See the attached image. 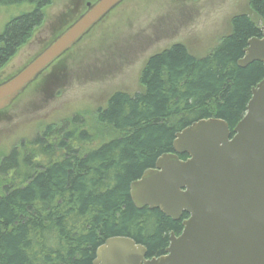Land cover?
<instances>
[{
  "label": "trees",
  "instance_id": "trees-1",
  "mask_svg": "<svg viewBox=\"0 0 264 264\" xmlns=\"http://www.w3.org/2000/svg\"><path fill=\"white\" fill-rule=\"evenodd\" d=\"M19 1L35 8L0 34V61L28 41L50 3ZM249 6L252 13L234 15L230 33L207 55L178 42L149 56L141 90L117 91L93 113L100 132L109 135L96 148L86 145L101 136L97 126L77 115L47 126L2 160L7 185L0 193V264H92L96 249L115 236L143 244L148 257L165 253L188 214L176 221L160 209L137 208L130 184L173 152L175 134L191 123L214 117L233 130L244 117L253 87L264 78L262 62L238 64L264 26V0H249Z\"/></svg>",
  "mask_w": 264,
  "mask_h": 264
},
{
  "label": "water",
  "instance_id": "water-1",
  "mask_svg": "<svg viewBox=\"0 0 264 264\" xmlns=\"http://www.w3.org/2000/svg\"><path fill=\"white\" fill-rule=\"evenodd\" d=\"M125 0H97L33 60L0 83V111L9 108L56 60L74 48ZM262 36L248 41L239 66L264 64ZM186 155L185 159L181 156ZM134 205L183 219L160 256L127 236L106 239L92 264H264V78L231 130L200 119L175 134L173 152L130 185Z\"/></svg>",
  "mask_w": 264,
  "mask_h": 264
},
{
  "label": "rangeland",
  "instance_id": "rangeland-1",
  "mask_svg": "<svg viewBox=\"0 0 264 264\" xmlns=\"http://www.w3.org/2000/svg\"><path fill=\"white\" fill-rule=\"evenodd\" d=\"M49 1L42 24L18 49L1 80L44 49L92 0ZM34 8L35 3L27 1L0 2V34L8 22ZM239 13H252L249 0H126L63 56L48 90L30 88L0 117V164L15 148L32 144L47 126H60L77 115L97 126L93 130L101 136L86 145L96 148L109 135L100 132L93 113L117 91L141 90L149 56L178 42L205 56L230 33L231 19ZM5 185L0 177V193Z\"/></svg>",
  "mask_w": 264,
  "mask_h": 264
},
{
  "label": "flooded vegetation",
  "instance_id": "flooded-vegetation-1",
  "mask_svg": "<svg viewBox=\"0 0 264 264\" xmlns=\"http://www.w3.org/2000/svg\"><path fill=\"white\" fill-rule=\"evenodd\" d=\"M92 3H94V1L92 0V1H87L86 2V5H84V9L86 10L87 8H88V6H89V4H92ZM123 4V3H122ZM122 4H120V5H122ZM119 5V6H120ZM118 6V7H119ZM117 8V7H116ZM115 8V9H116ZM114 9V10H115ZM113 10V11H114ZM104 21V20H103ZM100 24V23H99ZM98 24V25H99ZM97 27V26H96ZM95 27V28H96ZM94 28V29H95ZM93 31V30H92ZM62 33V32H61ZM60 33V34H61ZM60 34H58V35H60ZM57 35V36H58ZM55 38V37H54ZM46 47V46H45ZM44 47V48H45ZM43 50V49H42ZM42 50L40 51V52H42ZM39 52V53H40ZM38 53V54H39ZM69 53V52H68ZM16 54V53H15ZM15 54H13V55H11L9 58L7 57V58H5V59H3V60H1L0 61V77H2V74L4 75V70H5V68L6 67H8V65H10V62L12 61V59H13V57H15ZM37 54V55H38ZM37 55H35V56H33L27 63H25L24 65H22L21 66V68L20 69H18L14 74H12V75H10V76H8V77H6V78H2V80L0 81V83L1 82H3V81H5V80H7L8 78H10V77H12L13 75H15L17 72H19L22 68H24L31 60H33ZM62 58H63V56L61 57V58H59L58 60H56L47 70H45L42 74H40V76L26 89V91L24 92V94L30 89V88H32V87H34V86H38L39 85V87H40V89H42V88H44V90H48V88H49V86L51 87L52 86V78H53V76L55 75V73H54V71L56 70V68H57V66L59 65V62L62 60ZM23 94V95H24ZM21 97V96H20ZM19 99V98H18ZM17 99V100H18ZM16 100V101H17ZM11 107V106H10ZM8 109V108H7ZM7 109H5V110H2V111H0V117L4 114V112L7 110ZM41 135V133H37L36 134V139H37V137L38 136H40ZM20 149V148H19Z\"/></svg>",
  "mask_w": 264,
  "mask_h": 264
},
{
  "label": "bare ground",
  "instance_id": "bare-ground-1",
  "mask_svg": "<svg viewBox=\"0 0 264 264\" xmlns=\"http://www.w3.org/2000/svg\"><path fill=\"white\" fill-rule=\"evenodd\" d=\"M131 185V184H130ZM170 243V242H169Z\"/></svg>",
  "mask_w": 264,
  "mask_h": 264
}]
</instances>
